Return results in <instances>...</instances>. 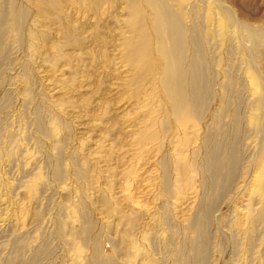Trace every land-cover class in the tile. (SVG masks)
<instances>
[{
    "label": "rangeland",
    "instance_id": "1",
    "mask_svg": "<svg viewBox=\"0 0 264 264\" xmlns=\"http://www.w3.org/2000/svg\"><path fill=\"white\" fill-rule=\"evenodd\" d=\"M95 1L0 0V264H264V0L171 1L206 58L184 128L128 59L130 0Z\"/></svg>",
    "mask_w": 264,
    "mask_h": 264
},
{
    "label": "bare ground",
    "instance_id": "2",
    "mask_svg": "<svg viewBox=\"0 0 264 264\" xmlns=\"http://www.w3.org/2000/svg\"><path fill=\"white\" fill-rule=\"evenodd\" d=\"M96 1L95 3H97ZM171 1L173 0H130L131 8H129L132 9L133 13H137L140 16L136 14L138 18L136 15L133 19L130 18L131 22L129 25L134 33V39L129 45H126V48L130 62L134 64L139 62L141 67H144L142 61L150 58L149 65L147 62L146 65L149 66L150 71L155 72L154 75L156 76L152 75L158 83L163 112H165V116L168 117V121L173 127L183 125L184 128L185 126L188 127L189 123L198 122L201 110L204 107L206 96L205 82H207V79L205 78L204 70L202 71L199 65L201 63L205 67L206 58L199 52L197 55H193L189 59L188 64H186L188 43L186 44L185 37L187 31L184 30L180 14L172 6ZM180 5L182 4L180 3ZM126 27L128 28V26ZM258 33L257 30L252 29L248 32L249 39H252L255 44L252 45L254 48L258 47L255 43ZM203 149V153L201 152L203 154V168L214 183L224 164L222 159L224 148L221 144H218L217 140L216 143L204 146ZM227 156L229 158L228 171L231 173L237 160L235 147L229 148ZM194 166L192 164L191 169ZM178 170L182 173L183 167L180 166ZM212 190L213 188L210 190L211 193L207 195V211L213 206ZM218 190L221 191L222 187H219Z\"/></svg>",
    "mask_w": 264,
    "mask_h": 264
}]
</instances>
